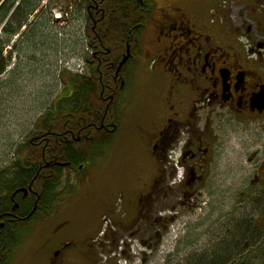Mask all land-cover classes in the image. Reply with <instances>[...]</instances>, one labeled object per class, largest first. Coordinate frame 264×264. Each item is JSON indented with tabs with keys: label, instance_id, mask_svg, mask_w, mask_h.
Wrapping results in <instances>:
<instances>
[{
	"label": "flooded vegetation",
	"instance_id": "obj_1",
	"mask_svg": "<svg viewBox=\"0 0 264 264\" xmlns=\"http://www.w3.org/2000/svg\"><path fill=\"white\" fill-rule=\"evenodd\" d=\"M233 1L264 37V0ZM65 14L85 22L89 52L71 73L99 84L100 105L53 117L67 72V94L0 169V264H133L138 229L156 225L160 244L212 205L235 132L264 202V42L251 25L233 26L218 0H68Z\"/></svg>",
	"mask_w": 264,
	"mask_h": 264
},
{
	"label": "rangeland",
	"instance_id": "obj_2",
	"mask_svg": "<svg viewBox=\"0 0 264 264\" xmlns=\"http://www.w3.org/2000/svg\"><path fill=\"white\" fill-rule=\"evenodd\" d=\"M43 1L39 17L35 13L20 33L12 38L10 46L14 47L16 53L0 79V169L19 155L21 149H25L24 143L31 135L36 120L62 91L67 72L81 70L82 57L89 52L84 20L65 14L68 0ZM218 1L222 7H226L233 26L246 31L247 26L241 24L245 21L252 26V34L256 35L257 42H264V37L256 32L257 23L246 15L248 7L238 5L233 0ZM56 16L62 18L56 20ZM34 29L37 30L35 37ZM6 49L10 51L11 47ZM242 136L235 132L231 145L222 155L219 162L221 182L213 186L212 205L189 215L187 220L190 223H175L168 230L165 229L160 244L152 240L156 225L138 229L134 240L138 257L133 264L199 263L202 258L217 252L231 236L242 235L246 222L253 223L251 240L260 244L264 238V202L258 193L250 190L254 165L246 159L247 152L238 140ZM253 149L250 146V151ZM151 240L155 246L153 253L149 245L144 248L142 243ZM116 248L117 245L113 249ZM143 250L148 254L142 253ZM249 250V245H243L229 262L264 264V252L250 255ZM117 252H120L118 248ZM115 256L112 258L108 255L107 263L117 264V259H121V264L129 263L124 258L125 254ZM245 256L247 258L243 259Z\"/></svg>",
	"mask_w": 264,
	"mask_h": 264
},
{
	"label": "trees",
	"instance_id": "obj_3",
	"mask_svg": "<svg viewBox=\"0 0 264 264\" xmlns=\"http://www.w3.org/2000/svg\"><path fill=\"white\" fill-rule=\"evenodd\" d=\"M51 5L52 3L49 4V7H51ZM40 6L41 0H6L0 2V79L7 72L14 57V53H16L14 47L10 46L12 38L20 33L21 29L26 26L27 22ZM45 28L47 27L45 26ZM35 29L33 30L34 37L37 31H35ZM88 32L92 34L91 30ZM32 40L33 39L30 41ZM7 47H11V50L8 51L6 49ZM70 75L74 78L72 80L73 91H71V97L59 100L57 108L63 112L54 114L53 117L61 118L63 114H65L64 111L72 109H75L76 113L80 114L79 111L99 108L100 99L97 95L99 84L87 80L86 75L84 76L78 73H70ZM63 90L65 94H67L69 86L65 85ZM49 117L51 118V115H49ZM28 146L29 144L26 145V147ZM252 228L253 223L246 222L245 227L242 229V235L231 236L228 241L230 243L226 242V244L224 242L217 252L202 258L199 263L197 262L196 264H237V261L230 263L229 260L230 258L234 259L235 251H239L245 244L249 245L251 248V250H249L250 255L253 253L262 254L264 252V238L261 240L260 244L258 241L256 244V240H251L253 239L251 235ZM244 255H246L245 252ZM246 256L243 257V259L247 258Z\"/></svg>",
	"mask_w": 264,
	"mask_h": 264
},
{
	"label": "water",
	"instance_id": "obj_4",
	"mask_svg": "<svg viewBox=\"0 0 264 264\" xmlns=\"http://www.w3.org/2000/svg\"><path fill=\"white\" fill-rule=\"evenodd\" d=\"M127 59H128V56H126V57L123 59L122 64H121L120 66H122V65L127 61ZM261 93H264V90H262Z\"/></svg>",
	"mask_w": 264,
	"mask_h": 264
},
{
	"label": "bare ground",
	"instance_id": "obj_5",
	"mask_svg": "<svg viewBox=\"0 0 264 264\" xmlns=\"http://www.w3.org/2000/svg\"><path fill=\"white\" fill-rule=\"evenodd\" d=\"M62 17L58 18V19H61Z\"/></svg>",
	"mask_w": 264,
	"mask_h": 264
}]
</instances>
